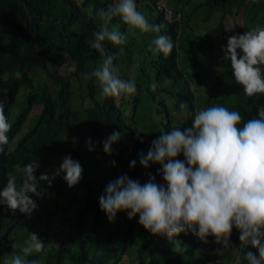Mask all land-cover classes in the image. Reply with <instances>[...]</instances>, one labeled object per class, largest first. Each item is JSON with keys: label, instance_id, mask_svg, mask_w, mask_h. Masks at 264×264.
<instances>
[{"label": "trees", "instance_id": "16d2710c", "mask_svg": "<svg viewBox=\"0 0 264 264\" xmlns=\"http://www.w3.org/2000/svg\"><path fill=\"white\" fill-rule=\"evenodd\" d=\"M112 2L0 0V99L6 100L5 115L12 125L9 142L0 152V182H5L17 164H27L31 158L39 163L35 174L49 173L51 179L50 184L40 182L39 196L29 194L37 205L31 215L0 205V264L19 253L29 232L43 237L45 243L46 252L28 256L37 264H123L124 258L135 264H228L239 251L236 228L224 254L227 261L215 251L211 235L202 242L191 232H181L176 239L183 250L177 252L165 237L139 225L138 214L129 219L126 212L118 211L109 223L99 209L98 197L109 181L122 174L141 184L149 175L162 183L160 165L150 163L144 168L139 155L147 153L162 131L190 126L192 116L184 114L181 103L192 114L222 105L238 111L242 123L256 117L257 108L264 105V94L246 97L232 78L229 61L224 60V70L213 76L216 82L202 78L196 68H206L212 52L221 51L228 36L264 26V0H136L137 10L159 25L160 31L141 34L133 29L132 34L118 15L112 18L110 23L118 26L127 41L123 45L104 41L105 53L114 55L118 75L134 80L137 88L134 95L120 97L102 95L94 78L84 76L102 60L91 46L93 33L102 23L95 12ZM234 8L242 20H228ZM199 15L216 40L202 45V38L200 49L190 42L197 29L194 16ZM160 34L173 40L168 56L150 50L154 47L151 41ZM15 71H20V79L14 77ZM152 83L155 90L150 88ZM75 91L81 110L73 107ZM113 131L120 138L111 146V155H106L101 141ZM89 137L95 143L92 151L85 145ZM93 153L97 155L94 161ZM66 154L83 169L73 187L66 185L63 174L50 175ZM176 159L182 160V154ZM132 160L136 165L129 168ZM50 204L57 212L49 210L43 218L39 210ZM42 219L44 225H39ZM51 221L57 226H50Z\"/></svg>", "mask_w": 264, "mask_h": 264}, {"label": "clouds", "instance_id": "9594fccd", "mask_svg": "<svg viewBox=\"0 0 264 264\" xmlns=\"http://www.w3.org/2000/svg\"><path fill=\"white\" fill-rule=\"evenodd\" d=\"M76 2L79 4L82 0ZM95 15L102 23L93 33L91 46L102 60L84 76L94 78L104 96H132L137 91L135 81L122 79L113 64L114 55L105 53L104 41L113 45L127 41L118 26L110 22L118 15L129 26L130 33L135 29L141 34L159 32L160 26L150 23L137 10L136 0H113L107 8H98ZM151 44L153 53L164 56L174 47L172 38L164 34L156 36ZM221 50L223 68L220 71L224 70V60L229 61L232 78L242 86L246 97L264 94V26L228 36ZM13 75L16 79L21 77L20 71ZM150 88L155 90L156 84L152 83ZM5 105L6 100L0 99V152L9 142L12 126L5 115ZM187 108V104H180L184 114L192 116L190 126L162 131L151 142L147 153L139 155V163L144 168L150 163L160 165L158 174L162 183H156L155 177L149 175L141 184L122 174L105 185L98 197L99 209L109 223L115 220L118 211L126 212L129 219L138 214L139 225L165 237L177 252L183 250L176 239L181 232H191L202 242L211 235L215 251L225 261L234 227L238 230L234 236H238L239 251L236 256L232 254L228 264H264V105L257 108L255 118L243 123L238 111L222 105L199 109L194 114ZM119 138L120 133L116 131L104 138L103 153L111 155V146ZM14 144L8 147L11 149ZM85 145L88 151L94 150L91 137ZM181 154L183 159H176ZM110 163L115 166V161ZM135 165V160L129 162V168ZM38 167L36 158L29 159L27 164H17L5 182H0V205L31 215L37 205L29 194L39 196L40 182L51 183L49 173L35 174ZM82 171L78 160L66 154L50 175L55 178L63 174L66 185L73 187L81 179ZM41 238L29 232L19 253L6 257L3 264H37L35 260H28V256L46 252Z\"/></svg>", "mask_w": 264, "mask_h": 264}, {"label": "rangeland", "instance_id": "374dc122", "mask_svg": "<svg viewBox=\"0 0 264 264\" xmlns=\"http://www.w3.org/2000/svg\"><path fill=\"white\" fill-rule=\"evenodd\" d=\"M238 1H240V0H237V2ZM167 16L169 18L170 14L167 13ZM200 18H201V15L194 16V20H195L194 23L196 24L197 29H196L195 35L190 40V42L194 46H198L199 45V49L202 47V46H200L201 45L200 42H201L202 38H203V44L202 45H207L208 43H210V41H212V42L216 41L215 38H214V35H213L214 33H213L212 29H210V30L207 29L205 27V22H200V20H199ZM233 18H238V19L242 20L241 14L238 11V9L234 8L231 12H229L228 20H231ZM245 20H246V18H244V21ZM211 38H213V40ZM200 53L202 54V52H200ZM222 55H223L222 54V50L220 51V50L217 49V51H213L212 52L213 59L210 61V64L206 66V68H201V67L196 68L198 73L199 72L201 73L202 78H204L205 80L210 82V81H213V78H214L213 76L214 75H219L221 73L220 69L223 68V63L221 62ZM214 81L216 82L217 80L215 79ZM202 91L204 92V90H202ZM225 91H227V89H225ZM79 102H80V99H79V96H78V92L75 91V94L73 95V107L81 110L82 106L79 105ZM84 102H86V100ZM36 111H37V108H35L34 110L31 111L30 118H29V120H28L26 125L31 123L32 117L34 116ZM92 159H93V161L96 160L97 159V155L94 157V153H93ZM99 168H101V167H99ZM49 210L52 213L57 212V209L55 207H53V205H51V204L46 206L44 209H40L39 212L40 213H44L43 214V218H44L46 212L49 211ZM60 217H61V213H60L59 216H57V218H60ZM40 224L44 225V219H42V221L39 223V225ZM39 225H38V227H39ZM49 225L50 226H57L55 221H51ZM236 235H238V230L237 229H236ZM123 260H124L123 264H135V262H133V260H131L129 258H124Z\"/></svg>", "mask_w": 264, "mask_h": 264}]
</instances>
